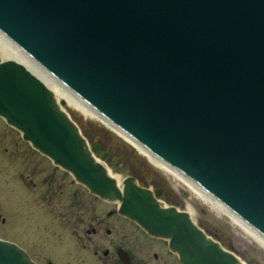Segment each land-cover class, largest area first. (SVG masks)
I'll use <instances>...</instances> for the list:
<instances>
[{
  "label": "water",
  "instance_id": "obj_1",
  "mask_svg": "<svg viewBox=\"0 0 264 264\" xmlns=\"http://www.w3.org/2000/svg\"><path fill=\"white\" fill-rule=\"evenodd\" d=\"M0 31L264 233V0H0ZM0 116L92 194L169 239L182 264H242L133 178L120 190L95 161L100 145L88 146L52 91L14 61L0 60ZM0 264L35 263L0 240Z\"/></svg>",
  "mask_w": 264,
  "mask_h": 264
},
{
  "label": "rangeland",
  "instance_id": "obj_2",
  "mask_svg": "<svg viewBox=\"0 0 264 264\" xmlns=\"http://www.w3.org/2000/svg\"><path fill=\"white\" fill-rule=\"evenodd\" d=\"M65 109L80 131L88 132L89 143L99 141L110 151L114 163L111 175H121L120 163L124 171L159 184L171 196V204L190 213L212 239L232 249L247 264H264V247L224 214L212 210L182 183L171 180V187L162 170L112 130L74 109ZM116 207L90 195L68 173L21 143L19 132L0 126L1 239L18 243L42 264H116L119 245L129 251L132 264H176L175 256L162 250L163 240L146 237L136 225L118 216ZM72 230H77L80 238L71 234ZM104 250L109 251L106 263Z\"/></svg>",
  "mask_w": 264,
  "mask_h": 264
},
{
  "label": "bare ground",
  "instance_id": "obj_3",
  "mask_svg": "<svg viewBox=\"0 0 264 264\" xmlns=\"http://www.w3.org/2000/svg\"><path fill=\"white\" fill-rule=\"evenodd\" d=\"M20 51H18L8 40H6L3 36L0 35V60H12L14 62H17L19 64H23L29 69H31L38 77H40L46 85L50 88L49 90L52 91V93L55 96V99L59 105V101L63 100L66 102V106L76 110L79 112L82 116L85 118H88L92 121L98 122L111 129L115 134L120 136L123 140L127 141L131 145H133L141 154L146 156L152 164H154L157 168L162 170L166 176H168V183L171 187H173L174 183L177 181L179 183H182L185 185L190 191H192L195 195H197L204 203L208 204L209 207L216 211L217 213L224 214L227 218H229L234 224H236V227H239L241 231L246 233L248 236L253 238L260 246L264 247V238H262L261 235H259L256 231H254L252 228H250L248 225L243 223L241 220L237 219L227 208H225L223 205H221L216 199L212 198L210 195L205 193L203 190H201L199 187H197L194 183L187 180L185 177H183L180 173L176 172L175 170L169 168L164 163L159 161L154 155H150L147 151H145L142 147H140L138 144H136L133 140L129 139L126 135H124L122 132H120L117 129H114L109 125V122H107L105 119H103L97 112H95L90 106L85 104L83 101H81L77 96L74 94H71L68 92L65 88H63L60 84H58L56 81L51 79L49 76L46 75L44 71H42L35 63L31 62L30 59H26ZM42 68V67H41ZM117 164V163H116ZM118 165H121L118 163ZM122 178L117 177V186L121 190L122 188ZM172 180V181H171ZM171 181V182H170ZM159 190V188H157ZM152 196L157 200V195L152 194Z\"/></svg>",
  "mask_w": 264,
  "mask_h": 264
},
{
  "label": "flooded vegetation",
  "instance_id": "obj_4",
  "mask_svg": "<svg viewBox=\"0 0 264 264\" xmlns=\"http://www.w3.org/2000/svg\"><path fill=\"white\" fill-rule=\"evenodd\" d=\"M114 159V158H113ZM109 160V159H108ZM110 161V165H114V163H111L112 162V160L110 159L109 160ZM116 159H114V162L116 163ZM119 166V165H118ZM124 168L120 165L119 167H118V171L122 174V175H125V174H128L129 172L127 171V170H123ZM130 173H132V172H130ZM135 177H137L136 176V174H134V173H132ZM138 179V181H139V183L140 184H142L143 186H145V187H149L150 185H151V187L153 188V189H156V191L158 190L157 188H159V189H161V192H160V195H161V198L163 199V200H165V201H167V202H173V201H171L170 199H171V196H169V195H167V191H165V189L162 187V186H160L159 184H156V183H152L151 182V180L150 179H148V178H146V179H142V178H140L139 176L137 177ZM170 198V199H169ZM170 201H169V200ZM72 232H74V233H76V235L79 237V235H78V231L77 230H72L71 231V234H73ZM92 233H96V229H93L92 230ZM80 238V237H79ZM119 246H121V245H119ZM123 247V246H122ZM125 249V248H124ZM128 251V250H127ZM103 256H104V258H105V263H106V261L108 260V258H109V252H103ZM154 258H157V255L155 256L154 255ZM115 262H116V264H121L118 260H117V258L115 257ZM130 264H132V260H131V262H130ZM250 264H256V263H250Z\"/></svg>",
  "mask_w": 264,
  "mask_h": 264
}]
</instances>
